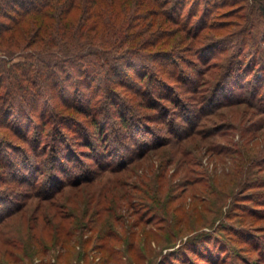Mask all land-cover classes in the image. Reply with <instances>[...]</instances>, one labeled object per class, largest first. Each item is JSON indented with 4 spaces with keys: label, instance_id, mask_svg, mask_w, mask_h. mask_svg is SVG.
I'll use <instances>...</instances> for the list:
<instances>
[{
    "label": "trees",
    "instance_id": "obj_1",
    "mask_svg": "<svg viewBox=\"0 0 264 264\" xmlns=\"http://www.w3.org/2000/svg\"><path fill=\"white\" fill-rule=\"evenodd\" d=\"M245 1L0 0V175L11 176L0 177V185H4L0 188V201L13 194L9 192V187L12 185L17 188L19 185L24 187L23 185L27 183L24 195L27 199L6 210L0 209V251L9 253L15 257L14 260L18 258L21 263L26 259L29 264H33V260L40 252L38 246L46 249L47 246H44L46 243L48 246L56 244L59 234L66 230L61 243L66 244L65 251L69 253L73 247V242L69 241L71 237L69 230L73 226H78L80 221L79 218L67 215L61 210V208L72 209L74 206L70 197H65L64 188L90 184L97 179L99 171L106 169L117 171L124 167V163L130 161L127 160L117 168H113L117 165L99 162V167L94 169V163L90 160L83 166L89 174L80 176L73 174L62 180L56 172L60 164L55 161L64 151H57L54 156L50 154V158L47 159L43 156L37 157L38 153L32 145H30L31 150L26 151L19 146L20 144L9 140L8 134L3 132L4 127L26 143L29 142L32 133L38 135L44 131L46 125H50L53 126L52 134L56 138H58L57 134H64L67 137L69 132L73 131V136L78 138L76 143H83L89 148L97 146L96 144L103 147L111 138L108 136L111 130H106L105 125H101V119L115 113L118 122L126 125L128 118L125 116L126 111L120 108L121 101L117 102V98L123 100L118 89L129 90L136 95L137 92L139 94L146 92L144 100H138L139 104L147 105V102H153V106L150 104V107L163 116L161 121L166 126L175 125L176 118L167 119L169 111L166 112L164 104H160L161 101L169 103L171 101L173 107L185 110L188 113L186 122L189 126L185 130H181L183 128L179 130L172 144L170 138L149 145L147 148L163 149L160 156L167 155L170 161L165 163H174L183 179L194 183L206 182L202 174H197L196 178L193 175V178L189 177V174L196 170L192 165L197 164L196 160L201 150L206 149L205 152H211L210 144H214V149L219 146L216 144L217 141L213 140V136L216 133L224 135L220 129L231 126L233 116L230 112L227 114L219 112L223 119L226 118L224 120L226 123L218 128V122L215 120L211 122L209 117L211 114H218V112L211 113L215 109L213 107L225 105L228 107V105H236L237 101V99L219 97L213 102L217 93H221L219 91L222 89L227 90V80L238 77L240 71H245L242 77L244 79L251 73L250 69L255 75L256 70L260 72L264 68L261 62L264 46H255L258 42L255 36L249 38V41L247 35L242 36L228 44L227 38L218 40L211 34L212 32H209L211 29L230 25L232 22L226 20V17L234 15L244 18L245 24L242 30L246 31L247 25L252 20L251 16L249 18L238 10L249 8ZM253 2L257 4L259 16L264 17V0H253ZM253 5L254 3L251 4L250 11ZM225 7L226 10L219 12L221 14L216 13V10ZM218 15L222 16L217 18ZM212 16L213 19L208 20ZM241 25L242 23L239 27ZM241 43H244L243 48L239 46ZM231 49L230 57L225 55ZM243 51H250L253 54L238 68L236 64L241 62L243 56L241 58L239 56ZM210 54L211 57L217 55L220 57L221 54L225 56L221 64H218L221 66L219 69L222 68L220 73L211 70L209 60L205 59V55ZM18 56L22 58L16 60ZM181 61L185 66L179 65ZM173 76L179 77L181 85L186 87L185 90L192 93L190 96L192 102L169 93L172 86L170 78ZM263 83V75L257 76L252 87V99L255 106L261 103L258 105L264 108V96L260 95L258 98V92L264 89ZM99 84L100 88H105L103 97L105 101L100 105L95 104V100L92 102L95 91H97L96 95H100L97 90ZM176 84L174 88L179 87V84ZM151 89L153 92L156 91L157 102L153 94L148 92L152 91ZM50 99H55L54 103H50ZM58 101L62 104L61 109L56 106ZM190 104L202 109L201 113L192 111L190 114L192 109ZM207 105L212 107L208 112L207 108L203 109ZM214 122V125L206 129L201 128ZM40 125L42 130L36 129ZM63 126L66 127L65 130L61 128ZM201 139L205 142L209 139V145L205 146ZM5 143L6 146L3 147ZM168 144H171L169 152L165 150ZM17 148L20 150L15 155V159L11 150L17 151ZM105 151L103 149L101 154ZM74 152L71 150L68 159L72 160L74 155L76 161L83 163ZM98 154L95 153V156ZM62 159L59 163H62ZM244 162L251 168V162L247 160ZM66 167L68 169L67 164ZM246 168L241 171L242 179L249 178L251 173ZM260 177L253 178L254 182L245 181L251 185L250 187L263 186L264 178ZM141 192L144 190L142 189ZM142 195L141 193L139 196ZM122 196L129 202L131 194L128 191ZM148 197L152 198V195ZM85 199L90 206L92 198L82 197L80 203ZM24 204L26 205L24 212H20L23 209L16 212ZM141 205L143 209H147V214H152L153 208L148 202L142 201ZM164 207H166L165 212L168 213L169 206L164 205ZM90 209L92 214L107 212L103 198L96 201ZM177 209L182 214H188L190 219L182 215L176 221L173 217H162L160 224L146 233V238H155L157 242L163 241V246L175 242L184 231L193 229L197 225V220L205 221L206 216L202 212H212L208 207L199 208L193 201L188 204L187 210L185 206H177ZM15 212L19 213L20 219H25L21 217L22 215L27 221L31 219L35 223L46 220V217L51 218V222L44 221L49 224L47 227L50 237L47 239L41 235L34 239L31 236L26 241L24 237H20L19 240L7 238L12 228L8 223L2 224V221ZM182 217L185 219L183 220ZM189 223H193V226L189 227ZM160 231L166 233V238L162 237ZM261 253L264 260V249ZM23 263L25 264V261Z\"/></svg>",
    "mask_w": 264,
    "mask_h": 264
},
{
    "label": "rangeland",
    "instance_id": "obj_2",
    "mask_svg": "<svg viewBox=\"0 0 264 264\" xmlns=\"http://www.w3.org/2000/svg\"><path fill=\"white\" fill-rule=\"evenodd\" d=\"M245 2L248 3L249 8L238 10H241V13L249 18L251 16L252 23L250 21L246 31L242 30L245 24L244 18L234 15L226 17V20L232 22L230 25L211 29L209 32H212L211 34L216 37L215 39L227 38L228 44L242 36L247 35L248 41L249 38L255 36L258 40L255 46H264V17L259 16L258 9H256L257 4L255 5L253 0H246ZM253 3L250 11V6ZM226 8H220L216 10V13L221 14L219 12L226 10ZM221 16L218 15L217 18ZM211 19L213 16L208 18V20ZM241 23L242 25L239 27ZM239 46L243 48L244 43L239 44ZM231 52L232 49L228 50L225 55L230 57ZM252 54L250 51H243L239 56V58L243 56L241 62L236 64L238 68ZM221 55L220 57L218 55L211 57V54L205 55V59L209 60L212 66L211 70H215L216 73H220L222 69H219L221 66L218 64H221L220 62L224 60L225 56ZM21 58L18 56L15 59ZM261 58V62L264 64V56ZM184 64L182 61L179 63L180 66H185ZM159 71L163 72V70ZM243 72L245 71H240L238 77L228 79L226 88L230 92L220 90L221 93H217L218 95L213 101L215 102L219 97L237 99L236 105L213 107L215 109L211 113L218 112V114H211L209 117L211 122L214 120L218 122V128L221 127V124L226 123L224 121L226 118L223 119L219 112L226 114L230 112L233 116L231 126L220 129L224 135H217L216 133L213 136V140L217 141L216 144L219 146L214 149V144H210L209 151L212 149L211 152H205L206 149L201 150L198 160H196L197 164L192 165L196 170L194 173L191 172L189 177L193 175L196 178L197 174H202L205 183L203 181L194 183L188 179H183L179 168H176L174 163H165L170 161V158L167 155L160 156L163 149L147 148L149 145L158 144L170 138H172V144L179 130L181 128H183L181 130H185L189 126L186 122L188 113L185 110L173 107L171 101L170 103L161 101L160 104H164L166 112L169 111L167 119L176 118L175 125L166 126L161 121L163 116L150 107V104L153 106V102L146 103L144 101L147 105L139 104L138 100H144L146 92L142 94L137 92L136 95L129 90L121 91L123 89H118L123 100L117 98V102L121 101L120 108L126 111L125 116L128 118L126 125H121L118 122L115 113L105 116L106 119H101V125H105L106 130H111L108 132V136L111 138L104 143L103 147L96 144L97 146L89 148L85 147L83 143H76L78 138L73 136V131L67 135L68 139L64 134H57L58 138H56L52 134L53 126L50 125H46L44 131L38 135L32 133L28 143L12 135L9 129L2 128L3 132L8 134L9 140H13L16 142L15 144H20L19 146L25 148L26 151H30V145H32L38 153L37 157L43 156L47 159L50 158V154L54 156L57 151H64L60 153V158L55 161L60 164L59 170L56 172L62 180H66L73 174L79 176L89 174L83 166L90 160L94 163L93 168L96 169L99 167V162L117 165L113 167L117 168L118 165L130 159L128 163H124L122 169L117 171L114 169L99 171L97 179L90 184L64 188L65 197H70L74 206L72 209L61 208V210L67 215L70 214L74 218H79L80 221L78 226H73L69 230L71 232L69 241L73 242V247L69 253L65 251L64 246L66 244L61 243L66 231L63 230L59 234L56 244L48 246L46 243L44 245L47 246L46 249L43 246H38L40 252L33 260V264H264L261 253V250L264 249V185L250 187L251 185L247 183L249 180V182H254L252 180L255 177L264 178V108L258 105L261 103L255 106L252 99V87L256 77L263 75L264 82V68L260 72L256 70L257 75H254V71L252 72L250 69L249 72L251 73L244 79H242ZM170 82L172 84L170 94L180 96L182 99L186 98L188 102L193 101L190 97L192 93L185 90L186 87L181 85L179 77L173 76L170 78ZM176 83L179 84V87L174 88ZM151 88L153 89V84H151ZM104 89L103 87L100 88V84L99 87L97 86L100 95H96L97 91H95L92 102L95 100V104H104ZM148 92L153 94L156 101V91ZM260 95L261 97L264 96V89L258 92V98ZM54 100L50 99V103H54ZM56 106L59 109L62 108L60 102ZM210 106L207 105L203 109L207 108L206 111L208 112L212 109ZM190 108H192L190 114L192 111H197L200 114L202 110L195 107V104H190ZM49 109L52 110L50 107ZM241 110L244 114H241ZM223 121L224 123H222ZM127 122H129L128 125ZM214 124L215 122L209 123V125L201 128L206 129ZM37 127L39 128L36 129L42 130L41 125ZM61 128L65 130L66 127ZM196 137L198 138V136ZM34 138L35 140L32 141ZM201 141L205 146L209 145L210 142L209 139L206 142L203 139ZM171 144L165 147L167 152H169ZM5 146L6 143L3 147ZM103 149L106 151L101 154ZM18 150L20 149L11 150L12 155H17ZM71 150L75 151L77 158H81L83 163L76 161L74 155L72 160L68 159ZM95 153L99 154L95 156ZM110 153L112 154L107 155ZM60 159H62V163H59ZM245 160L251 162V168L246 166ZM245 167L251 173L249 178L242 179L241 171ZM9 176V174L0 175L3 178ZM1 185L0 188H3ZM23 186L19 185L15 188L12 185L9 187V192L13 194L0 201V209L6 210L27 199L24 196L27 183ZM142 189L144 192H141ZM125 191L131 194L129 202L124 200V196H122ZM141 193L143 195L151 194L152 198H149L148 195L140 197ZM107 195L108 197H103ZM82 197L92 198L91 205H88L89 202H86V199L80 203ZM101 197L107 212L92 214L90 208L95 205L96 201H100ZM142 201H146L148 205L152 206V214H147V209H143ZM192 201L199 208L208 207L212 211L211 213L202 212L206 216L205 221L197 220V225L195 224L193 229L184 231L179 239L172 243H166L164 246L162 245L163 241L157 242L155 238H146V233L160 224L162 217H173L176 221L182 215L190 219L188 214H182L177 206H185L187 210L188 204ZM164 205L169 206L168 213L165 212L166 207ZM25 206L24 204L16 212L21 209L23 210L20 212H24ZM16 212L5 218V222L2 221V224L8 223L12 228V232L7 235V238L19 240L20 237H24L26 241L31 236L34 239L41 235L47 239L50 237L47 227L49 224L44 221L51 222V218L46 217V220H39L35 223L31 219L27 221L26 217L22 215L21 217L25 219H20L19 213ZM184 217H182L183 220ZM193 223H189V227H192ZM33 224L34 227H32ZM161 233L162 237L165 236L166 238V233L160 231ZM66 236L69 237V235ZM14 258L9 253L0 251V264H24V261L25 264H29L26 259L21 263L18 258L15 260Z\"/></svg>",
    "mask_w": 264,
    "mask_h": 264
}]
</instances>
